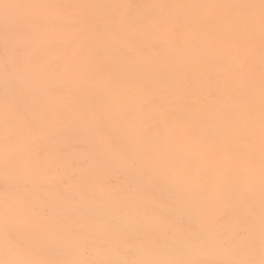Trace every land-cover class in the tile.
Instances as JSON below:
<instances>
[{"label": "bare ground", "instance_id": "1", "mask_svg": "<svg viewBox=\"0 0 264 264\" xmlns=\"http://www.w3.org/2000/svg\"><path fill=\"white\" fill-rule=\"evenodd\" d=\"M5 2L96 6L60 12L8 10L13 23L28 16L48 19L39 47L42 60L57 67L41 80L52 94L37 101L26 90L19 97L46 149L43 177L29 184L27 195L35 207L47 204L58 219L80 232V246L89 249L83 258H150L144 234L152 230L187 237L193 225L215 221L220 232L229 233L243 208L238 201L215 193L231 185L243 187L250 175L256 178L258 210L259 9L251 29L245 18L230 19L218 6L258 5L259 0ZM4 15L0 8V34ZM73 24L79 39L73 38ZM4 60L0 39V153L5 147ZM249 85L254 95L249 94ZM37 103L49 107L46 118L40 117ZM94 113H102L103 118H92ZM253 127L255 137L249 135ZM39 128L46 134L35 131ZM137 137L157 158V174H169L176 184L186 181L193 192L205 188L210 200L202 205L190 196L177 195L173 184L131 177L119 162V153ZM129 184H138L139 192L149 193V199L129 192ZM17 194L19 190L7 187L0 169V208L6 197ZM145 208L155 213L145 216ZM113 216L120 222L114 223ZM253 237L258 241V223ZM68 243H73L71 238ZM4 244L0 230V259ZM195 258L215 257L203 253Z\"/></svg>", "mask_w": 264, "mask_h": 264}, {"label": "snow or ice", "instance_id": "2", "mask_svg": "<svg viewBox=\"0 0 264 264\" xmlns=\"http://www.w3.org/2000/svg\"><path fill=\"white\" fill-rule=\"evenodd\" d=\"M96 7L78 4H38L21 5L0 0V8L5 11L3 41L5 60L2 66L5 96L3 102V127L5 147L0 153V169L5 176L9 189L19 190V194L6 197L0 208V230L4 236V258L0 264H264V0L259 4L219 5L225 9L228 18L243 17L249 27L254 29L255 10L259 9L261 81H260V118L259 141L261 158L259 162V192L257 210L256 178L250 175L243 187L231 185L217 190V197H230L239 202L243 211L238 215L237 223L229 233L220 232L215 221L204 226L193 225L191 234L179 236L174 231H148L144 242L150 251V258L133 261L111 259H86L88 247L80 246L81 234L67 220L61 221L47 204L35 207L27 195L29 184L42 179L46 167V149L40 144L42 136L35 135L32 114L19 105V97L26 91H32L37 101L41 95H51L52 90L42 87L45 74H52L57 67L41 58V41L48 26L46 17L28 16L13 23L8 16L9 9L37 8L51 9L57 12L65 9ZM108 7V6H105ZM117 8L132 9L133 5H116ZM118 22V21H115ZM73 38L79 39L76 25H72ZM71 70V69H69ZM249 94L254 88L249 85ZM40 117L49 115V107L37 103ZM101 120L102 113L93 117ZM43 134V128L35 129ZM249 135L255 137L256 130L251 128ZM250 168H255L254 160L249 156ZM119 162L129 175L137 181L162 185L173 184L176 194L190 196L202 205L210 200L211 193L205 188L193 192L185 181L176 184L172 176L160 172L157 174L158 160L134 138L119 153ZM129 192H135L143 199H149V193H140L138 184H129ZM155 213V209L144 210L145 216ZM113 222L119 223L117 216ZM259 227L258 241L253 230ZM71 238L73 243L69 244ZM210 253L215 258H195ZM193 257V258H189Z\"/></svg>", "mask_w": 264, "mask_h": 264}]
</instances>
